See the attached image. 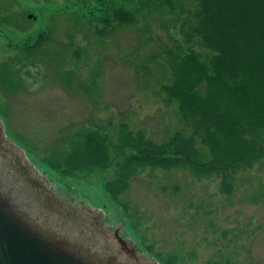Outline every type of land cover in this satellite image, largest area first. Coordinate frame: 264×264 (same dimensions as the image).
<instances>
[{
  "label": "rangeland",
  "instance_id": "obj_1",
  "mask_svg": "<svg viewBox=\"0 0 264 264\" xmlns=\"http://www.w3.org/2000/svg\"><path fill=\"white\" fill-rule=\"evenodd\" d=\"M100 1L0 0V62L15 53L9 44L50 33L40 63L21 70L22 85L8 93L0 87L4 134L50 184L100 213L111 228L120 226L139 254L149 256L152 246L182 264H264V158L235 173L229 194L215 175L144 168L119 203L103 187L112 169L61 178L37 166L51 151L65 150L68 135L81 129L101 130L114 142L123 130L141 132L158 144L179 130L191 132L162 90L171 73L159 48L182 42L191 0H175L173 12H154L151 19L142 12L135 23L112 25L103 36L96 32L103 25L89 20L102 15Z\"/></svg>",
  "mask_w": 264,
  "mask_h": 264
},
{
  "label": "trees",
  "instance_id": "obj_2",
  "mask_svg": "<svg viewBox=\"0 0 264 264\" xmlns=\"http://www.w3.org/2000/svg\"><path fill=\"white\" fill-rule=\"evenodd\" d=\"M119 1L98 2L102 15L89 17L103 25L96 29L99 36L112 25L135 23L142 12H150L151 19L152 13L173 12L177 5L175 0ZM191 2L193 8H186L191 18L182 21L179 30L182 42L172 47L159 45L171 73L162 90L176 103L191 132L179 130L158 144L141 132L123 130L114 142L101 130L81 129L68 135L65 150L51 151L38 165L61 178L112 169V177L103 187L119 203L131 179L144 168H183L197 178L215 175L221 191L229 194L235 173L251 169L264 158V0ZM49 40L46 30L31 43L25 40L9 46L15 53L0 62L4 92L22 85L21 70L40 63ZM194 43L207 51L196 50ZM27 152L35 161L31 151ZM150 253L161 264H182L175 255H163L152 246Z\"/></svg>",
  "mask_w": 264,
  "mask_h": 264
},
{
  "label": "water",
  "instance_id": "obj_3",
  "mask_svg": "<svg viewBox=\"0 0 264 264\" xmlns=\"http://www.w3.org/2000/svg\"><path fill=\"white\" fill-rule=\"evenodd\" d=\"M39 175L0 125V264H158Z\"/></svg>",
  "mask_w": 264,
  "mask_h": 264
}]
</instances>
